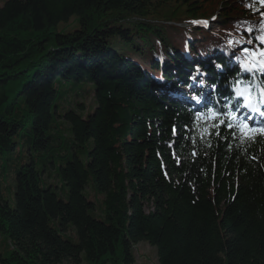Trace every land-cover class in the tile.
<instances>
[{
	"label": "trees",
	"instance_id": "1",
	"mask_svg": "<svg viewBox=\"0 0 264 264\" xmlns=\"http://www.w3.org/2000/svg\"><path fill=\"white\" fill-rule=\"evenodd\" d=\"M258 61V0H6L0 264H264Z\"/></svg>",
	"mask_w": 264,
	"mask_h": 264
},
{
	"label": "rangeland",
	"instance_id": "2",
	"mask_svg": "<svg viewBox=\"0 0 264 264\" xmlns=\"http://www.w3.org/2000/svg\"><path fill=\"white\" fill-rule=\"evenodd\" d=\"M6 0H0V6L3 5V3ZM262 5H264V0H258ZM75 23L73 20L69 21L67 24L61 23L57 26V29L59 32L66 33L72 30L74 28ZM243 97H245L246 93L242 92ZM88 103L91 102L89 98L87 99ZM246 106H248L246 104ZM249 114H244V119L246 122H251L248 116ZM256 120V119H255ZM3 165V168H2ZM6 166V168H5ZM18 167L17 165H13V163L9 162H3V157L0 156V190L1 195L4 200H6L10 206L14 205V193H13V187H14V174L15 170ZM53 182L56 184L58 188H60V183L58 177H51L49 182ZM59 193V189L56 191ZM89 199L97 200L99 196H94L93 194L87 195ZM65 199V196H64ZM133 254L135 261L133 264H157V256H156V250L154 247L150 246L146 242H140L133 246Z\"/></svg>",
	"mask_w": 264,
	"mask_h": 264
}]
</instances>
